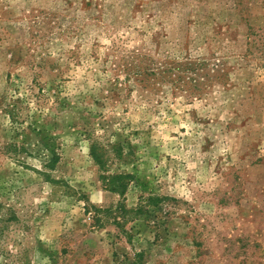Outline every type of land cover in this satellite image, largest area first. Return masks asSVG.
Masks as SVG:
<instances>
[{
    "label": "rangeland",
    "instance_id": "rangeland-1",
    "mask_svg": "<svg viewBox=\"0 0 264 264\" xmlns=\"http://www.w3.org/2000/svg\"><path fill=\"white\" fill-rule=\"evenodd\" d=\"M0 264H264V0H0Z\"/></svg>",
    "mask_w": 264,
    "mask_h": 264
},
{
    "label": "trees",
    "instance_id": "trees-1",
    "mask_svg": "<svg viewBox=\"0 0 264 264\" xmlns=\"http://www.w3.org/2000/svg\"><path fill=\"white\" fill-rule=\"evenodd\" d=\"M90 154L92 155V157H93L97 162H99V163L101 162L100 159H99V157H98V155L95 153L94 149L91 148ZM114 178H118V176H117V177H113L112 179H114ZM116 180H117V179H116ZM113 181H114V180H113ZM114 183H115V182H114ZM113 185H114V184H113ZM124 186H125V183L120 182V183L118 184L117 187H116V186H112V187H115V188L121 187V190H123Z\"/></svg>",
    "mask_w": 264,
    "mask_h": 264
}]
</instances>
